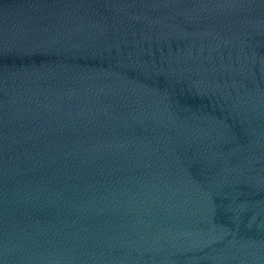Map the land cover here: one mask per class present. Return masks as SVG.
<instances>
[{
  "label": "water",
  "instance_id": "1",
  "mask_svg": "<svg viewBox=\"0 0 264 264\" xmlns=\"http://www.w3.org/2000/svg\"><path fill=\"white\" fill-rule=\"evenodd\" d=\"M0 264H264V0H0Z\"/></svg>",
  "mask_w": 264,
  "mask_h": 264
}]
</instances>
